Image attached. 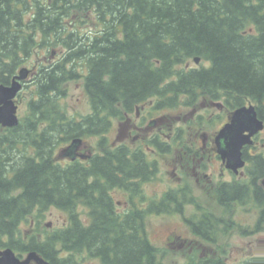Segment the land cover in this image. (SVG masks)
I'll return each instance as SVG.
<instances>
[{"label":"trees","instance_id":"obj_1","mask_svg":"<svg viewBox=\"0 0 264 264\" xmlns=\"http://www.w3.org/2000/svg\"><path fill=\"white\" fill-rule=\"evenodd\" d=\"M9 6L0 4V83H8L37 45H58L62 52L36 69L35 88L18 125L0 128V246H11L20 236V220L55 206L71 222L47 232L58 239L47 245L73 254L86 249L103 264H164L162 250L144 228L150 211L129 212L119 221L106 208L112 204L108 191L115 186L130 189L132 175L153 177L145 154L112 147L106 135L114 118L151 97L157 108L190 106L209 96L235 109L247 96L258 103V116L264 119V0H24V19ZM73 15L81 25L90 24L89 31L77 30L79 25L68 29ZM197 56L206 64L182 67ZM78 78L90 112L73 117L62 98L65 84ZM95 136L98 149L89 160H57L59 144ZM250 160V183L235 181L217 191L219 205L229 211L247 197L260 207L247 234L264 227V193L260 196L256 186L264 176V159ZM251 185L257 190L253 198L247 190ZM189 195L187 188L172 190L168 201L150 202L152 211L176 212L193 201ZM164 204L170 207L158 210ZM79 205L88 207V227L79 218ZM190 221L192 233L211 243L217 232L225 235L232 218L202 210ZM220 223L222 228L216 227ZM191 264L225 263L220 256ZM235 264H264V255Z\"/></svg>","mask_w":264,"mask_h":264},{"label":"rangeland","instance_id":"obj_2","mask_svg":"<svg viewBox=\"0 0 264 264\" xmlns=\"http://www.w3.org/2000/svg\"><path fill=\"white\" fill-rule=\"evenodd\" d=\"M73 17L74 15L72 18H68V29H73V27L79 25L77 30L89 31L90 24L81 25ZM61 52L62 48L58 45H37L33 53L19 67L24 66L31 71L36 70L41 65H47L56 61ZM202 64H206V62L201 60L199 63H195L191 59L187 61V68L199 67ZM182 67H186V65ZM65 87L66 95L62 98V103L65 104L67 113L73 117H77L90 112L89 100L84 88L83 79L78 78L68 81ZM34 88V81L27 80L26 85L15 99L18 105L17 115L19 119H22L26 113L27 102L30 100ZM210 99L211 97L209 96H201L191 106L179 103L174 107L161 111L159 114H165L167 119L165 125L169 123L170 126H180L183 129L181 134L187 144L194 141L199 146L201 135L205 134L206 141H209L217 128L224 122L226 116L225 109L221 110L218 107L206 108L203 106L202 103L206 104ZM220 100L217 99L216 101L220 102ZM215 115H218L219 119L212 123L210 116ZM165 130L166 126L163 128V131ZM116 133L117 120L113 119L111 130L107 133L109 141L115 140ZM86 141L92 146L96 143V139L86 138ZM59 146L62 147L61 144L57 147ZM181 149L172 147L168 153L155 155L161 168V174L154 177L151 183L147 184L145 189L140 192L141 198L159 195L163 189L178 184V181L171 175V167L176 162L179 163L176 164L179 168L180 162L185 163L184 166L188 163L186 158H183L184 154L182 156ZM92 150L94 149L92 148ZM203 162L207 164L206 172L209 173V178L213 177L216 180L230 178L228 174L221 177L219 161L208 160L206 157ZM196 170L198 172L192 174V171H189L187 168L179 169L178 175L181 182L185 181L188 184L190 189L193 190L196 202L201 204L204 209L213 212L219 217L228 218V220L232 218L230 231L226 236L222 235L223 238L216 243L215 241L210 243V241H205L194 236L184 223L182 216L178 213L147 215V235L151 242L162 250L161 255H163L164 264H191L197 261L198 258H210L214 260L220 256L223 259H227L230 264H235L251 256L264 255V227L250 234L245 232L247 228H254L260 207L253 202L251 197H247L243 206H231L230 211L222 209L218 203L213 185L210 183L215 181L213 179L210 182L203 180L204 178L200 176L203 169L197 166ZM112 194L115 200H119L121 203L126 200L125 193L121 190H114ZM224 211L229 214L223 215ZM194 212V207H189L185 211V215L186 217H191ZM37 216L34 213L29 216V219H34V222L37 223V228L44 226L49 221L55 226H61L66 220V212L54 207ZM29 225L30 222L28 220L26 223L21 224L22 230L26 231ZM239 225H242L240 228L243 231L239 229ZM200 254H202V257H199Z\"/></svg>","mask_w":264,"mask_h":264},{"label":"flooded vegetation","instance_id":"obj_3","mask_svg":"<svg viewBox=\"0 0 264 264\" xmlns=\"http://www.w3.org/2000/svg\"><path fill=\"white\" fill-rule=\"evenodd\" d=\"M5 1L6 3H10L11 6H9L10 10L17 9V17L19 19H24L25 17V6H24V0H0V4ZM29 1L30 3H33L35 0H26ZM40 2H51L52 0H38ZM20 66V65H19ZM18 66V67H19ZM24 67V66H22ZM188 65L186 64V68ZM34 72V73H33ZM29 70V78L27 80H32L34 81V77L37 74V70ZM17 74V70L15 73H13L7 84H9L13 77H15ZM26 80V81H27ZM26 81L22 82L23 87L26 85ZM155 98V97H154ZM154 98H147L139 103H137L136 106L131 111H124L122 112L121 117L114 118L117 120V133L115 136V140L109 141L108 138V143L112 145V147H119V148H127L128 151L133 155L134 152H139L145 154V158H143L144 162L147 165V168L149 170L153 171V174L150 179H143L141 176H134L131 178V187L130 189H124L123 187H118L115 186L112 188L110 191H108L112 204L106 206L107 209H110V212L113 213V216H115L119 221L129 212H135L136 210H139L141 212L145 211L150 213L146 214L144 216V228L147 232V224H146V219L147 215L151 214H170V213H164L163 211L157 212V211H152L153 207L150 205V202H158V201H165L168 199L167 194L172 191V190H178L180 188H187L188 191L190 192V198L193 199V201H189L187 204H182L179 206L178 211L173 212V213H178L179 215L182 216L184 223L187 225V227L191 231V224L194 222L190 221L191 217H186L185 211L189 207H194V213L198 214L202 212V210L206 211L204 207L196 202V198L193 195V190L190 189L188 184L185 181L180 180V176L178 175V170L179 169H188L189 171H192V174H196L198 171L196 170V167L198 166L199 168L203 169V172H201V177H203V180L207 181H212V178H209V173L206 172L207 169V164L204 163V159L206 157L208 160H213V161H219L220 164V175L221 177L225 174H228L230 178H225L223 180H216L213 179L215 182H210L213 185L215 195L217 196L218 194V187L227 184L232 186L233 182H241V183H250L251 177L250 173L253 171L254 167L252 168V163H251V158H256L261 157L264 159V128L260 131H258L256 134L253 135V143L250 145H245L242 149L243 152V158H244V153H245V164L242 168H239L237 172H235L233 169L227 166V161L222 160L219 152H218V145L216 142V136L218 134L219 129L222 127L224 123L228 121V118L231 116L232 112L236 109H229V106L227 105L226 101L221 98L220 102L216 101L217 99L211 98L208 103L203 104L204 107H218L219 109H225L226 110V116L224 122L220 125L219 128L215 131L213 136H211V139L209 141H206V135L202 134L201 139H200V145L197 146V144L193 141L191 143H186L183 139V135L181 134V131L183 130L180 126H170L169 123H166V116L164 113L159 114L161 111H164L168 109V106H163L162 108H157L155 107V99ZM182 104V103H181ZM245 107L253 106L257 118L263 120L264 119L260 118L257 113V106L258 103L251 101L247 96H245ZM243 104V105H244ZM184 105V104H183ZM188 106V105H186ZM191 106V105H190ZM89 113V112H88ZM211 122L214 123L217 119H219L218 115L215 116H210ZM140 120V121H139ZM164 126H166V130L163 131ZM111 130V129H110ZM109 132V131H108ZM107 136V135H106ZM99 137H91L89 139H96L98 140ZM156 138V141L154 140ZM73 138H71L66 144L62 145V147H65L67 144L70 143V141ZM85 143L86 147L80 150H77V153H85L89 154L87 158H80L76 157L75 159H70L69 157H62L60 158L58 156L59 150L62 148H58L56 150V158L58 161L64 163V162H82V161H87L91 158V155L94 154L97 151V146L89 144L85 138H81ZM163 149H159V145H161ZM172 147L176 148H182L181 153L183 158H186L187 162L186 166L185 163L180 162V168L176 165L179 164L176 162V164H173L171 167V175L174 177L177 181L178 184H175L174 186L167 187L166 189H163L159 195H153L149 196L146 198H141L140 192L145 189L147 184H150L151 181L154 179V177H157L158 175L161 174V168L159 166L158 159L155 155H158L160 153H168L172 149ZM92 148L94 150H92ZM97 148V149H96ZM182 158V157H181ZM204 164H203V163ZM135 184V186H133ZM256 186L260 189V196L261 194L263 195L264 193V176L260 177L256 181ZM137 187V188H136ZM114 190H121L122 192L125 193L126 200L121 203L119 200H115L113 197L112 191ZM249 192V196L251 195L252 198L257 196V193L253 185H251V188H247ZM140 196V198H139ZM258 198L259 205L261 203L262 197ZM157 205V204H156ZM245 205V204H244ZM221 206V205H220ZM243 206V205H242ZM56 208L59 209L55 206H49L47 209L43 210L45 212L49 208ZM170 205H163L161 209L158 210H163L164 208L167 209L169 208ZM79 211V218L82 220V224L84 227H88L91 224V217L89 216L88 212V207L86 206H81L79 205L78 207ZM175 208V207H174ZM222 209L228 210V207L224 208L221 206ZM61 210V209H60ZM209 211V210H207ZM66 212V211H65ZM157 212V213H155ZM211 212V211H210ZM197 215V216H198ZM69 215L66 212V220L65 222L62 223L61 226H55L51 224V221L46 223L44 226H40L37 228V223L34 222V219H29L27 218L28 222H30L29 228L24 231L21 228V224L26 223L27 220H21L20 224H18V233H20V236L17 237L16 239H13L11 241L12 245L11 246H0V250H3L5 248H10L14 252L15 256L19 259L20 262L19 264H103L101 261V258L98 257L96 254H93L89 252L88 250H83L81 253L78 254H73V252L66 251L62 249V247L57 246V245H51V244H46L47 242L50 241H55L58 240L54 237H47L46 233L49 231H53L55 229H60L66 227L71 221H69ZM191 223H189V222ZM222 223L218 224L216 227L222 228ZM242 225H239V229H241ZM230 231V226L228 230L225 233V236L229 233ZM192 233V231H191ZM193 234V233H192ZM194 235V234H193ZM222 233L217 232L214 235V239H211L213 241H218L222 239ZM148 236V235H147ZM197 238H201L205 241H208L204 238H202L200 235H194ZM8 238H6L7 240ZM150 240V238L148 237ZM151 242V240H150ZM215 242V243H216ZM152 243V242H151ZM154 244V243H152ZM157 246L156 244H154ZM158 247V246H157ZM31 252H35L34 257L29 259L28 261L24 262L29 254ZM199 257H202V254H200ZM201 258H198L200 260ZM243 261V260H242ZM164 263V261H163ZM224 263L225 264H230L227 259L224 258ZM237 263V262H236Z\"/></svg>","mask_w":264,"mask_h":264},{"label":"water","instance_id":"obj_4","mask_svg":"<svg viewBox=\"0 0 264 264\" xmlns=\"http://www.w3.org/2000/svg\"><path fill=\"white\" fill-rule=\"evenodd\" d=\"M193 61L198 63L200 57H194ZM29 69L22 67L19 69L10 84H0V125L2 127H14L18 125L17 104L15 97L22 89V81L27 78ZM264 128L263 120L257 118L253 106L245 105L237 107L228 118V121L222 125L216 136L218 152L222 160L227 161V166L235 172L245 164L242 149L245 145L253 143V135ZM86 147V143L80 137H74L69 144L62 147L58 156L69 157L71 160L77 156L87 158L89 154L77 153V150ZM35 252H31L28 261L34 257ZM22 263L15 256L10 248L0 250V264H19Z\"/></svg>","mask_w":264,"mask_h":264},{"label":"bare ground","instance_id":"obj_5","mask_svg":"<svg viewBox=\"0 0 264 264\" xmlns=\"http://www.w3.org/2000/svg\"><path fill=\"white\" fill-rule=\"evenodd\" d=\"M197 100V99H196ZM21 221V220H20ZM20 224V223H19Z\"/></svg>","mask_w":264,"mask_h":264}]
</instances>
